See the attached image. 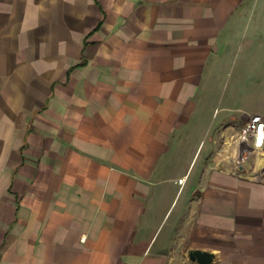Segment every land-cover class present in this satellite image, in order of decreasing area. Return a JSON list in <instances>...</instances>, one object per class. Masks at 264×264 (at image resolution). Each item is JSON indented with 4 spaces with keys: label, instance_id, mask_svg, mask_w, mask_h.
Here are the masks:
<instances>
[{
    "label": "crops",
    "instance_id": "crops-1",
    "mask_svg": "<svg viewBox=\"0 0 264 264\" xmlns=\"http://www.w3.org/2000/svg\"><path fill=\"white\" fill-rule=\"evenodd\" d=\"M251 114L264 0H0V264H264Z\"/></svg>",
    "mask_w": 264,
    "mask_h": 264
},
{
    "label": "built area",
    "instance_id": "built-area-1",
    "mask_svg": "<svg viewBox=\"0 0 264 264\" xmlns=\"http://www.w3.org/2000/svg\"><path fill=\"white\" fill-rule=\"evenodd\" d=\"M230 163L233 172L243 171L252 157L259 156L264 161V119L259 114H251L240 127L236 136L231 137ZM253 177L264 178V165L252 170Z\"/></svg>",
    "mask_w": 264,
    "mask_h": 264
},
{
    "label": "rangeland",
    "instance_id": "rangeland-1",
    "mask_svg": "<svg viewBox=\"0 0 264 264\" xmlns=\"http://www.w3.org/2000/svg\"><path fill=\"white\" fill-rule=\"evenodd\" d=\"M199 119L201 120V123H203L205 121V119H206V112H202L200 114ZM200 129L201 128L197 127L195 132H194V134L197 135L198 137L201 134V132H200L201 130ZM183 138L185 139L184 142H182L181 144H178V145H180V149H179L180 152L185 153V152L193 151L194 147L197 145L199 150H202L203 152H207V153H203V157L201 159V161H204V162L209 161V159L214 154V148H213L212 145L207 147L202 142L198 143V144H195V143H191V142L186 141V139L188 137L184 136ZM184 161H185L184 159H179L177 162L178 163H183Z\"/></svg>",
    "mask_w": 264,
    "mask_h": 264
},
{
    "label": "water",
    "instance_id": "water-1",
    "mask_svg": "<svg viewBox=\"0 0 264 264\" xmlns=\"http://www.w3.org/2000/svg\"><path fill=\"white\" fill-rule=\"evenodd\" d=\"M188 257L191 261L196 262V264H211L214 259L212 253L198 249L191 250Z\"/></svg>",
    "mask_w": 264,
    "mask_h": 264
}]
</instances>
